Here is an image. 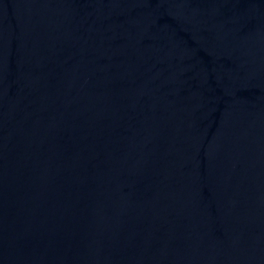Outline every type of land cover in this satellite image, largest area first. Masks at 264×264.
<instances>
[{
    "label": "water",
    "instance_id": "95a60500",
    "mask_svg": "<svg viewBox=\"0 0 264 264\" xmlns=\"http://www.w3.org/2000/svg\"><path fill=\"white\" fill-rule=\"evenodd\" d=\"M0 264H264V0H0Z\"/></svg>",
    "mask_w": 264,
    "mask_h": 264
}]
</instances>
